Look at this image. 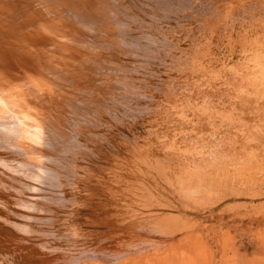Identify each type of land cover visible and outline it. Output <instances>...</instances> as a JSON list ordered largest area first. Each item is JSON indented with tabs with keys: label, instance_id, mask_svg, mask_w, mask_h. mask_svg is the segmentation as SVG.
Instances as JSON below:
<instances>
[{
	"label": "rangeland",
	"instance_id": "1",
	"mask_svg": "<svg viewBox=\"0 0 264 264\" xmlns=\"http://www.w3.org/2000/svg\"><path fill=\"white\" fill-rule=\"evenodd\" d=\"M93 1L0 0V264L195 231L264 264V0Z\"/></svg>",
	"mask_w": 264,
	"mask_h": 264
},
{
	"label": "bare ground",
	"instance_id": "2",
	"mask_svg": "<svg viewBox=\"0 0 264 264\" xmlns=\"http://www.w3.org/2000/svg\"><path fill=\"white\" fill-rule=\"evenodd\" d=\"M35 1V0H34ZM39 4H41V5H44L43 4V2L44 3H47L49 0H36ZM54 1V0H53ZM59 1V0H58ZM98 0H94L93 2H94V4H95V2H97ZM51 2V1H50ZM62 2V1H61ZM81 3H83V1L81 2ZM53 4H54V2H53ZM62 4V6L64 5L63 3H61ZM71 4V3H70ZM47 5H49V3L47 4ZM60 7H62L61 5H59ZM66 5H64V7H65ZM69 6H71V5H69ZM59 8V7H58ZM63 8V7H62ZM64 9V8H63ZM71 11H72V14H71V12H69L70 13V16H74L73 15V13H76L75 11H74V9L73 8H71L70 9ZM74 11V12H73ZM97 12H98V10H96ZM100 11V10H99ZM101 12V11H100ZM105 13V12H104ZM98 17L95 19V23H94V25H98L99 23H97V22H99V21H101V19H99L100 18V15H101V13H99L98 12ZM33 16H35V15H33ZM102 16L103 17H106L107 18V15L105 16V15H103L102 14ZM24 17V16H23ZM22 17V18H23ZM36 18H37V16H35ZM81 17V16H80ZM86 17V16H85ZM21 18V19H22ZM29 18V17H28ZM69 19H71L70 17H68ZM24 19V18H23ZM86 19V18H85ZM49 20V19H48ZM77 19H75V18H72V20H70V22L71 21H73L72 23H70L71 25H68V27L66 26V28H63V29H65V31L64 30H62V28H61V30L60 31H62V35H56V34H58V33H53V34H48L47 32H41V33H36V30H35V32L32 30V26L29 28L30 29V31H29V29H28V31L29 32H31V31H33V35H31L30 36V33H28V32H26L27 34H25L26 36L27 35H29V37H27V39H29V40H34V43H35V46H38L39 44H47V43H49L50 41H52V42H54V37L56 38V39H59L60 38V36H62L63 38L61 39V43H64V42H68V44H72L73 42H75V43H80L81 42V38H83L84 36V31H83V29H84V27L86 28L87 27V25H86V23H84L85 21H83V23H78V22H74V21H76ZM82 20V19H81ZM93 20V19H92ZM92 20L91 21H89L90 23H88L89 25V27H90V29L91 28H93L94 27V25H93V22H92ZM4 21V20H3ZM7 21V20H6ZM43 21V20H42ZM40 22V23H43V22ZM45 21L46 22H48L46 19H45ZM44 21V22H45ZM5 22V21H4ZM22 22V21H21ZM20 22V23H21ZM39 21L37 20V23H38ZM52 22V21H51ZM12 23V22H11ZM97 23V24H96ZM17 24V23H16ZM43 24H45V23H43ZM42 24V25H43ZM69 24V23H68ZM39 25V24H38ZM51 25V24H50ZM53 25H54V23H53ZM53 25H52V27L51 28H53ZM35 26H37V25H35ZM44 26H46V25H44ZM47 26H49V25H47ZM65 26V25H64ZM11 27V26H10ZM17 26H15V27H11L10 29H9V34L11 35V34H13L14 35V30H15V28H16ZM34 27V26H33ZM39 27H41V26H39ZM43 28V27H42ZM45 28V27H44ZM50 27H48V29H49ZM37 29V28H36ZM54 29V28H53ZM95 29H97V28H93L92 30L93 31H91V32H94V30ZM39 30V29H38ZM40 30H41V28H40ZM46 30H47V28H46ZM55 30V29H54ZM48 31V30H47ZM50 31V30H49ZM48 31V32H49ZM51 32V31H50ZM96 32V31H95ZM94 32V33H95ZM32 34V33H31ZM81 34V35H80ZM31 37H32V39H31ZM19 39V38H18ZM46 39H48L49 40V42H47L48 40H46ZM99 41H102V40H100V39H98ZM58 42V41H57ZM28 43L29 44H31L32 43V41H31V43L28 41ZM18 44H19V42H18ZM33 44V43H32ZM23 46V45H22ZM32 46H34V44L32 45ZM47 46V45H46ZM54 45H52L51 47L52 48H54L53 47ZM56 46V45H55ZM40 47V46H39ZM41 48H42V46H41ZM55 48H57V47H55ZM54 48V49H55ZM63 48V47H62ZM62 48H60L61 50H62ZM30 51V50H29ZM51 54V55H50ZM48 58H50V59H53L51 56H53L54 57V54L53 53H49L48 55H46ZM37 63V62H36ZM45 64H47V63H45ZM41 65V64H40ZM39 66V65H38ZM37 66V67H38ZM42 66V65H41ZM51 71V70H50ZM49 71V72H50ZM56 71V70H55ZM55 73V72H54ZM12 75V74H11ZM5 76V75H4ZM10 76V75H9ZM43 76V75H42ZM46 76V75H45ZM56 77V76H55ZM16 81V80H15ZM47 81V80H46ZM14 83V82H13ZM20 83V82H19ZM10 84V85H9ZM9 84H8V88H9V90L11 89L12 90V87H15L14 85L15 84H13V85H11L12 84V81L11 82H9ZM11 86V87H10ZM14 89V88H13ZM15 91H16V89H14ZM13 97V96H12ZM28 99V98H27ZM29 102H31V101H29ZM34 103V102H33ZM35 104V103H34ZM33 105V104H32ZM36 105V104H35ZM34 105V106H35ZM28 110V109H27ZM30 110V109H29ZM15 112V111H14ZM13 113V112H12ZM32 114V113H31ZM16 118V117H15ZM13 119H14V117H13ZM24 119H26L25 117H24ZM12 123V122H11ZM24 124V123H23ZM12 125V124H11ZM17 125V124H16ZM14 128V127H13ZM24 128V127H23ZM14 130V129H13ZM14 134H15V131H12ZM12 132H10V133H12ZM9 157V156H8ZM8 159V158H7ZM11 159H13V158H11ZM27 162V161H26ZM17 163H19V162H17ZM19 165H20V163H19ZM7 168H8V166H7ZM7 172V171H6ZM2 173V172H1ZM3 174V173H2ZM8 177V176H7ZM150 180V179H149ZM153 179H151V181H152ZM147 181V180H146ZM153 181H155V180H153ZM143 183H144V181H143ZM153 183V182H152ZM157 185V184H156ZM141 186H143L142 184H141ZM140 187V186H139ZM141 188H145V187H141ZM146 189V188H145ZM137 195V194H136ZM139 204V203H138ZM7 206H5V208H6ZM12 207V206H11ZM143 207H145V206H143ZM257 221V220H256ZM35 222V221H34ZM8 227V226H7ZM41 231V230H40ZM44 232V231H43ZM45 232H46V230H45ZM146 232V231H145ZM184 233H186V232H184ZM183 233V234H184ZM190 233V232H189ZM180 234H182V233H180ZM188 234V233H187ZM192 234V236H190V240H191V242H189V243H186V245H184V246H182L177 252L175 251V252H173V253H175V254H173V253H166V254H164V255H161V253H163V251L161 252V248H158V249H153V253H154V255H152L151 257H147L146 259H142V260H138V259H135L134 258V254H135V251H137L138 249L137 248H141V246H143V245H141L140 247H132V248H116V251H115V253H112V252H108L107 250H105L104 249V251H107V252H102L103 251V249H102V251L101 250H99V251H101V253L98 251H96V249L94 250V249H87V250H85L84 252H83V254H80L81 255V257H80V260H79V258L78 259H76V257L78 256L79 257V255H76V257H74V256H71V255H69V256H71V257H73V258H65V260H63L62 262H60V263H58V264H113V263H121V264H245L244 263V261H243V257H242V255L240 256H238L237 254L236 255H232V256H227V255H225L224 254V249H223V251H221L222 249H218V239L217 238H215V236L216 235H214V234H217V236H219L218 235V233H214V232H211V233H208L205 237H203L202 235H200V234H198L196 231L194 232V233H191ZM185 235V234H184ZM21 236V235H20ZM178 236H180V235H178ZM181 237V236H180ZM182 237H184L183 235H182ZM170 238H172V236L170 237ZM186 238H188V236H186ZM176 239V238H175ZM174 239V240H175ZM182 240H183V238H181ZM185 239V238H184ZM211 239H214L215 241H214V245H216V248L215 249H213L214 247H212V245H211V247H210V244H209V241L211 240ZM177 240V239H176ZM179 240V239H178ZM9 241V240H8ZM164 241V240H163ZM140 242V241H139ZM138 242V243H139ZM168 242H169V240H168ZM173 242V241H172ZM179 243H180V241H178ZM170 243V242H169ZM212 243V242H211ZM50 244V243H49ZM83 244V243H82ZM87 244V243H86ZM92 244V243H91ZM118 244V243H117ZM94 245H95V243H94ZM136 245V244H135ZM140 245V244H139ZM161 245V244H160ZM178 245H180V244H178ZM119 246V245H118ZM90 247V246H89ZM109 247H111V246H109ZM115 247V246H114ZM122 247V246H121ZM127 247V246H126ZM129 247V246H128ZM85 248V247H84ZM93 248V247H92ZM95 248H97V246H95ZM99 248V247H98ZM101 248H102V246H101ZM113 248V247H112ZM82 249V248H81ZM80 249V250H81ZM115 250V249H114ZM5 251V250H4ZM134 252V253H133ZM161 252V253H160ZM233 252V251H232ZM112 253V254H111ZM141 253V252H140ZM165 253V252H164ZM0 254H2V252L0 253ZM70 254V253H69ZM75 255V254H74ZM83 255V256H82ZM140 255V254H139ZM218 255H220V256H218ZM231 255V254H230ZM3 256V255H2ZM5 256V255H4ZM218 256V257H217ZM0 263H1V261H0ZM47 263V262H46ZM52 264V263H51ZM54 264V263H53Z\"/></svg>",
	"mask_w": 264,
	"mask_h": 264
}]
</instances>
